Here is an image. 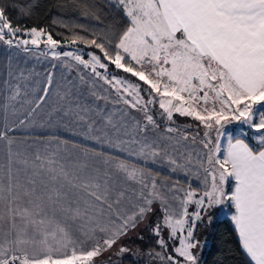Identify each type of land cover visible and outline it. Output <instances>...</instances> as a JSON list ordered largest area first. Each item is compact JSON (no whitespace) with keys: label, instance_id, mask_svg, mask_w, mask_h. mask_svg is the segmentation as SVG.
I'll return each mask as SVG.
<instances>
[{"label":"snow or ice","instance_id":"6c2138e0","mask_svg":"<svg viewBox=\"0 0 264 264\" xmlns=\"http://www.w3.org/2000/svg\"><path fill=\"white\" fill-rule=\"evenodd\" d=\"M114 4L123 13L118 31L88 38L69 29L73 31L69 44L62 45L44 28L13 26L9 6L0 0V42L25 52L29 45L43 44L53 59L75 61L113 89L116 103L141 112L144 123L132 117L129 124L124 119L129 113L123 112L117 125L111 114L102 116V110L74 96L71 81L56 85L58 101L48 112L49 119L72 116L89 133L100 132L90 119L95 112L104 121L103 135L95 140L145 162L163 161L172 172L194 176L202 191L190 183L184 189L179 180L171 185L158 183L159 173L153 175L116 156L95 153L103 158L93 159L92 150L73 154L59 145L54 150L20 148L9 135L13 131L9 116L23 125L36 114L48 101L53 74L47 75L41 94L36 95L28 83L31 73L17 72L9 61L7 78L0 85L4 121L0 130V264H98L149 214L156 216L152 234L158 248L147 253L154 262L201 264L197 226L210 209L222 205L233 210L231 221L243 253L251 264H264V0H114ZM17 11L23 15L26 8L20 5ZM78 43L98 52L89 51L85 59L79 49L56 51ZM109 66L142 84L109 78ZM80 80H85L84 75ZM91 94L98 100L109 99L95 91ZM156 103L168 121L174 123L173 116L178 114L205 129L200 143L206 151H196L195 161L191 151H180L181 142L189 136L178 128L165 129L167 134L179 133L178 137L149 138L148 133L160 127L149 109ZM233 122L256 133V147L231 134L222 146L224 129ZM109 128L114 130L111 135ZM164 140L172 143L162 147ZM177 152L179 158L173 155ZM190 205H195L191 212ZM128 251L120 245L119 254Z\"/></svg>","mask_w":264,"mask_h":264},{"label":"crops","instance_id":"0c3cea01","mask_svg":"<svg viewBox=\"0 0 264 264\" xmlns=\"http://www.w3.org/2000/svg\"><path fill=\"white\" fill-rule=\"evenodd\" d=\"M28 48L29 51L25 52L22 49L15 47L8 48L7 45H4L2 42H0V85H2L4 79L7 78V68L9 61H11L13 68L17 72L19 70H24L25 74L31 73V79L28 83L30 88L36 89V95L41 94V90L46 84L47 75L49 73L53 74V89L50 90L48 101L46 104L41 106V109H39L36 114H34L29 120H26L25 124L23 125H19L16 117L11 115L9 116L8 123L13 127V131H11L9 135L16 139L20 148L23 149L27 148L29 145H32L33 148L48 146L54 150L56 146L59 145L62 150H67L73 154L92 150L89 151V156L93 159H102L103 157H96L94 154L104 153L105 155L116 156L129 161V163L149 169L153 175L159 173L160 175L156 177L158 183L163 182L164 184L171 185L176 180H178L171 175L158 170L157 168L152 169L150 165L141 164L124 158L121 156L122 154H119V152L123 151H117L116 149L108 146L104 141L95 140L93 137L103 135L104 124V121L100 116H97L95 112H91L89 115L91 120L96 121L95 127H100L102 129L100 132L93 131L89 133L86 125L75 121L72 116L63 117L62 119H58L56 116H54L52 119H49L48 112L53 106L57 105L58 101V97L55 95L56 85H66L69 81H71L74 96L79 97L82 103H86L92 107L102 110V116L111 114L113 121L117 123V125H119L121 122L123 112L129 113V116L124 118L129 124L133 122L132 117H135L136 119H139L141 123H144L143 114L141 112H134L132 109L127 108V106L123 105L122 103H116L115 101L117 96L113 89L109 85L105 84L102 80L93 77L90 70L82 69L80 66L76 65L75 61H72L68 58L62 57L59 60L53 59L50 51L46 47L35 48L29 45ZM42 51L48 52L49 54L47 56L40 55ZM56 51L63 52L68 50L57 48ZM84 58L88 59L87 57ZM65 64L71 65V67H65ZM53 65L55 67H53ZM99 71L103 74L104 70ZM80 75H84L85 77L83 82L80 80ZM107 75L109 78L115 76L110 71L107 72ZM119 75L120 76L118 77L122 79L124 78L123 75ZM93 91H95L98 95L107 96L109 98L108 101L106 102L105 100L96 99V97L91 94ZM20 111L24 116H26L27 113L24 109H21ZM150 114L154 115L155 113L150 111ZM58 115L59 114H57V116ZM3 123V114L0 112V130H2ZM107 131L110 135L114 132V130L111 128L107 129ZM161 131H163V128L161 127L155 131H150L148 133L149 138H152L150 137L152 134ZM53 137H55V139H53ZM121 138L127 139L128 137L121 135ZM64 141H67V144H64ZM251 146L256 147L255 145ZM179 181V186L187 189L190 182L181 180ZM191 186L196 188L192 184ZM162 191H164L168 196L172 195L171 193H167L166 189H162ZM169 202L175 204L174 201L170 200ZM153 207L158 208V205H154ZM193 208L194 205H190L189 211H191ZM226 214V218L231 219L233 210L227 205ZM151 215L152 214H149V217ZM149 217L147 218V221ZM145 221L146 219L141 224H139L135 230L131 231V234L134 235L138 230L142 229L144 225H146ZM103 258L104 257H100L98 263H101L100 261Z\"/></svg>","mask_w":264,"mask_h":264},{"label":"trees","instance_id":"16d2710c","mask_svg":"<svg viewBox=\"0 0 264 264\" xmlns=\"http://www.w3.org/2000/svg\"><path fill=\"white\" fill-rule=\"evenodd\" d=\"M6 2L13 26L44 28L51 32L54 39L65 45L69 44L73 31L81 36L92 38L93 33L103 35L105 32L118 31L124 22L123 13L110 0H6ZM20 5L26 8L23 15L17 11ZM62 24L68 27H62ZM75 46L98 52L82 43ZM108 71L115 76H120V71H115L112 66H109ZM129 81L135 83V79H129ZM153 112L155 120H160L157 114L162 110H159L157 103L154 104ZM210 218V222L205 220L198 224L196 230L197 239L208 241V247L200 259L201 264H251L239 245L231 219L226 217L217 219L213 215ZM155 219L156 216L152 214L137 236L133 235L124 239L125 244L132 250L126 257L120 258V264L159 263L154 262L147 255L151 250L158 248L155 243L156 237L152 234V222Z\"/></svg>","mask_w":264,"mask_h":264},{"label":"rangeland","instance_id":"374dc122","mask_svg":"<svg viewBox=\"0 0 264 264\" xmlns=\"http://www.w3.org/2000/svg\"><path fill=\"white\" fill-rule=\"evenodd\" d=\"M110 1L114 4V0H110ZM121 12H122V10H121ZM17 35L19 36L20 34H17ZM23 38H28V37H23ZM62 45H65V44H62ZM66 45H68V44H66ZM32 47H34V46H32ZM39 48H45V45L41 44L39 46ZM58 49H67V50H73V51L76 50V49H79L80 50L79 53L81 55H83L84 57L88 58L87 53L89 52V50H86V49L81 48L79 46L70 45L68 47H58ZM112 67H113V69H115L114 66H112ZM115 71H120L119 74L123 75L124 78L126 77L125 79L128 80V81H129V79H135V83L142 84V82L138 81L135 77H131L130 74L124 73L121 70H116L115 69ZM144 87L146 88V86H144ZM142 94H143L145 99H148V93L146 91H144L143 88H142ZM156 99L158 100L159 98L157 97ZM157 105L159 107L158 103H157ZM153 108H154V104L153 105H149L150 111H153ZM159 110H161V109L159 108ZM161 113L162 112L157 114V118H161V119L160 120H156V122H157V124L161 125V128H163V131L156 132V133L152 134V136H150V137L158 136V135H172L174 137H178L179 133H172V134L165 133V129L167 127L171 126V127L178 128L181 133H186L189 136V140L188 141H182L181 142L182 146L180 147V151H184L185 154H187L188 151H191L194 161L196 159V155H195L196 151H201V152L206 151V150H204L202 148V145L200 143V140L203 138V133H204L205 129L202 126L200 127L198 121H195V120H193V119H191L189 117H182V116H179L178 114H174V116H173L174 123H173V122L168 121L167 119H162V118H165V117ZM224 131H225L226 135H225V138H223L221 140L222 146L226 145V143H227L226 136L228 134H231L233 137L240 136L241 138L245 139L246 142H249L250 145L257 146L256 142L254 140V136L256 135V133H254L252 130H250L246 125H243V124H240V123H237V122H233L232 124L227 125L225 127ZM244 133H247V135H244ZM211 135H212V137L214 139L215 138V133L212 132ZM193 136L196 137L195 143L192 142V137ZM169 143H172V141H167V140L161 141V146L163 147V146H165V145H167ZM193 150H195V151H193ZM169 151L171 152V149H169ZM119 154H122L121 155L122 157L127 158L129 160H133L135 162H138V163H141V164H145V165H150V167L152 169L157 168L158 170H161L162 172H164V173H166L168 175H171L172 177H174V178H176L178 180L185 181V182H190L197 189H200L202 191V187L203 186L201 185V182L199 180H197L194 176H192V175L185 176L184 173L182 171H179V170L176 171V172H172L171 169H170V166H168L163 161H159L158 160L156 163H152L149 160L148 162H145L144 160L137 159L134 156L130 157V156L127 155V153L119 152ZM173 155L176 156L177 158H179V153L178 152L177 153H173ZM181 162H183V161L181 160ZM192 167L195 168V165L193 164ZM194 208H195V205H194ZM194 208L191 211H193ZM211 215L215 216V218H217V219L222 218V217H227L226 205H222V206H220L218 208L210 209L208 211L207 216L205 217V220H209V217H211ZM145 222L147 223V219H146ZM138 232H139V230L134 234V236H137ZM129 236H133L131 234V232H129L128 237ZM125 238H127V237L122 238L118 242L117 245H115L109 252H106L102 256L104 258L101 259V261H100L101 263H98V264H120V258L122 256L126 257V255L129 253V251H128V252H125L123 254H119L120 245H124V246L128 247L130 249V251L132 250L128 245L125 244V240H124ZM201 243H202V248L199 250L200 259L202 258L203 253L205 252V250L208 247V241L207 240H202ZM154 264H159V263H154Z\"/></svg>","mask_w":264,"mask_h":264}]
</instances>
